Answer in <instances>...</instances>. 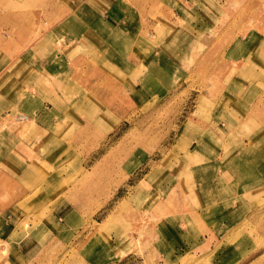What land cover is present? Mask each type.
I'll return each mask as SVG.
<instances>
[{
    "label": "crops",
    "instance_id": "0c3cea01",
    "mask_svg": "<svg viewBox=\"0 0 264 264\" xmlns=\"http://www.w3.org/2000/svg\"><path fill=\"white\" fill-rule=\"evenodd\" d=\"M151 1L160 9L161 1ZM197 1H182L184 11L174 7L166 21L159 12H142L144 0H0V264H28L32 249L62 239L68 220L88 217L78 195L33 196L49 180L63 184L68 176L61 171L70 163L76 180L93 178L98 168L118 166L127 176L143 169L147 160L130 164L140 147L125 152L121 140L109 149L107 143L131 109L186 88L205 68L209 35L198 33L207 23L194 20L203 8ZM243 9L249 14L234 15L242 32L230 50L219 51L227 60L200 94L213 104L182 120L164 154H177L170 158L181 165L168 173L185 170L176 186L194 187L200 201V208L187 204L181 218L202 232L234 221L235 200L256 192L257 171L264 169V0ZM110 150L122 153L110 158ZM247 166L254 172L240 180ZM178 191L182 198L185 191ZM50 201L58 203L49 207ZM210 210L223 214L209 218ZM36 217L28 231L16 226Z\"/></svg>",
    "mask_w": 264,
    "mask_h": 264
},
{
    "label": "rangeland",
    "instance_id": "374dc122",
    "mask_svg": "<svg viewBox=\"0 0 264 264\" xmlns=\"http://www.w3.org/2000/svg\"><path fill=\"white\" fill-rule=\"evenodd\" d=\"M130 1L143 3L142 0ZM149 1L144 0L146 10L142 9V12L151 16L159 12L157 17L168 21L170 15L171 18L173 16L174 7L178 6L184 11L182 1L186 0H159L162 4L156 11L153 10V1ZM249 1L198 0L197 5L202 6L203 10L199 8L194 20L204 19L207 23L198 33L209 35V41H205L202 47L210 49L205 68L201 72L195 70L198 73L189 79V85L186 88L182 85L166 99L148 101L140 110L129 109V121L113 136L112 143H107L109 149V146L122 141L125 152L129 148L140 147L130 164L147 160L143 169L127 176V171L118 166L113 170L98 168L93 178L85 175L76 180L77 173L73 172L70 163L67 170L64 168L61 171L68 176L63 184L51 186L52 180H49V184L36 189L33 196L64 192L73 198L78 195L83 199L79 203L80 209L88 217L76 222L68 220L69 227L61 235L62 239L46 244V247L32 249L34 260H29L28 264H264V169L257 171L256 192L243 194L235 200L234 221L229 220L231 223H227L225 228H216L220 229L219 232L214 229L216 225L208 228L211 233L207 230L202 232L203 227L187 224L180 215L187 204H193L194 208L201 207L200 201L196 200L195 189L185 186L186 191L184 187L176 186L179 176L185 178V170L173 169L176 175L171 176L168 173L171 168L181 164L177 156L172 160L170 158L177 154L164 155L169 152L182 120L194 110L196 114L204 112L203 105L207 108L213 104L207 97L201 98L200 94L209 91L207 84H211L216 77L214 72L217 66L227 60L219 51L230 50L233 36L236 32H242L241 27H237L234 15L249 14L248 9L240 11ZM168 62L167 66H170ZM210 93L215 94L216 91ZM21 115L23 117L18 118L26 120V115ZM122 132L124 137H121ZM118 152L122 153L121 150H110L107 157L111 158ZM160 154L163 159L154 162V159L160 158ZM107 157H104V162L110 159ZM157 163L161 164L159 168L152 170L151 167ZM120 164V161L114 163ZM251 172L254 171L250 167H244L239 179L250 176ZM190 174L189 171L187 175ZM178 189L185 191L182 198ZM186 197L191 201H186ZM29 202L31 206L36 204L30 199ZM57 203L50 201L49 207H55ZM221 211L210 210L207 214L209 218L217 217L223 214ZM36 221L37 217L19 219L16 226L28 231Z\"/></svg>",
    "mask_w": 264,
    "mask_h": 264
},
{
    "label": "bare ground",
    "instance_id": "6f19581e",
    "mask_svg": "<svg viewBox=\"0 0 264 264\" xmlns=\"http://www.w3.org/2000/svg\"><path fill=\"white\" fill-rule=\"evenodd\" d=\"M18 117H23L21 114H19V116Z\"/></svg>",
    "mask_w": 264,
    "mask_h": 264
}]
</instances>
